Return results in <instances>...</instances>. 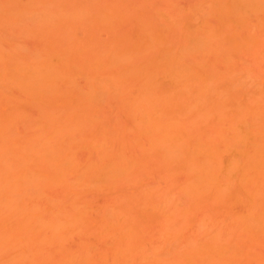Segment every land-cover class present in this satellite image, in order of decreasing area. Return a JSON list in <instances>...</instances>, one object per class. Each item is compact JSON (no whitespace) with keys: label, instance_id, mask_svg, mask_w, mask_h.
I'll return each instance as SVG.
<instances>
[{"label":"rangeland","instance_id":"374dc122","mask_svg":"<svg viewBox=\"0 0 264 264\" xmlns=\"http://www.w3.org/2000/svg\"><path fill=\"white\" fill-rule=\"evenodd\" d=\"M224 1L0 0L3 62L43 67L44 58L58 63L56 52L65 57L50 66L46 93L14 84L0 63V174L8 175L0 178V196L12 198L5 208L0 204V264H264V160L252 154L264 146V0ZM224 4L228 11L219 10ZM22 8L20 16L11 15ZM100 13L112 15L111 22L98 21ZM63 14L67 19L58 22ZM143 31L162 39L139 44ZM116 53L123 57L112 67L99 65ZM167 53L176 55L178 70L189 66L195 75L190 83L168 84L158 64ZM197 74L207 78L199 81ZM202 80L211 86L205 93H212L204 98L196 93ZM92 86L97 100L88 103ZM235 110L245 129L262 130L256 143L242 145L251 150V180L262 173L241 189L226 173L219 180L217 170L214 185L191 191L193 174L211 179L212 167L225 169L229 153L236 154L223 148L239 132ZM148 112L179 126L185 121L188 138L185 133L178 143L187 150L206 142L218 150V159L214 151L209 159L197 152L204 159L199 166H212L210 176L204 168V177L194 172L186 146L180 152L178 144L165 148V139L156 143L163 132L150 145L146 134L154 132L141 123ZM51 132L43 157L32 160L43 133ZM90 141L99 147L89 148ZM20 170L36 180L28 182ZM54 176L60 183L52 182ZM55 222L60 228L52 231Z\"/></svg>","mask_w":264,"mask_h":264},{"label":"bare ground","instance_id":"6f19581e","mask_svg":"<svg viewBox=\"0 0 264 264\" xmlns=\"http://www.w3.org/2000/svg\"><path fill=\"white\" fill-rule=\"evenodd\" d=\"M231 2L232 3V1L231 0H228V2ZM237 1V0H236ZM240 1H244V0H240ZM247 1H249V0H247ZM227 1L225 0L224 1V3L225 4H227L226 3ZM236 3H239V0L236 2ZM236 3H233V5H235ZM256 3V2H255ZM225 4L224 5H220V9L219 10H223V9H221V7L222 8H224L225 10L224 11H228L227 9H228V7L229 6H227L226 8L224 7L225 6ZM241 4H242V2H241ZM240 3H239V5H241ZM259 4V2H257V5ZM227 5H229V4H227ZM232 5V4H231ZM235 6H238V5H235ZM259 6V5H258ZM238 7H240V6H238ZM235 8L236 7H234V9H233V11L235 10ZM230 10V9H229ZM231 11V10H230ZM229 11V12H230ZM232 11V12H233ZM219 12V11H218ZM222 14H225V12H223V11H220ZM219 12V15L221 14ZM231 12V13H232ZM10 13H11V15L13 16V17H17V16H20V14L21 13H23V8L22 9H20V10H11L10 11ZM73 13V12H72ZM228 13V12H227ZM226 13V14H227ZM230 13V14H231ZM67 14V13H66ZM103 14V13H102ZM102 14L100 13L99 15H98V17H100L102 20H100V18H98L97 17V20L98 21H101V22H106L107 21V23H110L111 22V19L113 18L112 17V15H110V14H104L103 16H102ZM229 14V15H230ZM65 14H63V16H64ZM75 15V14H74ZM61 16V15H60ZM63 16H61V17H63ZM61 17L59 18V17H57V18H59L57 21L59 22V20L61 21V20H64V19H67V17L65 18V16H64V18H62L61 19ZM227 17L228 16H226V19H227ZM231 17V16H230ZM241 17H243V16H241ZM44 18H46V17H44ZM43 18V19H44ZM69 19V18H68ZM231 19V18H230ZM232 19H234L235 20V18H233L232 17ZM237 20H239V18H236ZM241 20H243V18H240ZM56 20V19H55ZM110 20V21H109ZM234 20H232V21H234ZM51 21V20H50ZM230 21V20H229ZM231 21V22H232ZM58 22H56V23H58ZM242 22V21H241ZM237 23H239V22H237ZM148 38L149 39H157V41H160L161 39H162V35L160 34V33H158V36L157 37H155V38H152V36H150L146 31H143L142 32V36H141V40H140V42H139V44H143V43H146L147 42V40H148ZM64 51H65V54H66V50L64 49ZM58 56V58H57V60H58V63H61V62H63L64 60H65V57L61 54V53H58V52H56V57ZM176 55H174V54H171V53H167L165 56H164V59H161V61H158V64L161 66V67H163V69H164V71L166 72V74H167V76H168V84H170L171 86H173V87H178V86H181V85H183V84H185L186 82H188V83H190L191 81H192V79L194 78V74L192 73V71H191V69L189 68V66L187 67V68H189V69H187L186 67H184V70H178L177 68L178 67H180V66H178V67H174V60H172L174 57H175ZM121 57H123L122 56V54H120V53H116L115 55H110L109 57H108V60L106 61V63H102V64H99L102 68H105V67H112V66H110V64L111 63H116L119 59H121ZM44 58V57H43ZM3 59H4V54H3V52H2V50H0V63L2 62L3 64H4V66H3V71L6 73L7 72V74L8 75H10L11 77H13V79H11V81L14 83V84H16L17 82H19V84L22 86V87H26V88H28L30 91H29V93L30 94H34L35 93V91L37 92L38 90H42L43 91V93H46V92H48V82L51 80V78H52V75H51V73H50V71H51V67L50 66H54L55 64H58L57 63V61H55V62H53L51 59H49V58H44L43 60H41L40 61V63H42L44 66L43 67H36V65L37 64H35V65H32L31 66V63H28V62H23V63H21V62H19L18 60H15L16 62H13V61H10V62H3ZM227 60H228V58H227ZM115 61V62H114ZM113 66H114V64H112ZM202 75L203 74H197V79L199 78V81H201L200 79L202 78ZM203 77H204V75H203ZM207 78V77H206ZM205 77H204V79L203 80H205L206 79ZM202 80V88L201 89H197V91L198 92H196L197 94H198V96H202V94H203V98H204V95H206V94H209V92L211 91L209 88H211V86L210 87H208L207 88V86H208V84H205L206 83V81H203ZM105 82H103V83H101V84H104ZM97 85V83H94V85ZM233 85V84H232ZM98 86H100L99 85V83H98ZM236 86H240V85H237V83H236ZM93 87V86H92ZM93 88H95V89H93ZM93 88H91V90H90V92H88V94L86 93L85 94V98H87L89 101H87V99H86V101L88 102V103H91V100H92V102H95L94 100H93V97H94V99L96 98V100H97V96H95V95H97V94H94L95 92H97L96 91V88H97V86L95 87H93ZM227 88L229 89V87L227 86ZM233 88H234V86H233ZM207 89H209L208 90V93H205L206 91L205 90H207ZM234 90V89H233ZM240 90V89H239ZM49 92H52V90H49ZM94 92V93H93ZM65 93H66V91H65ZM65 93H63V96H65L64 94ZM205 93V94H204ZM211 93V92H210ZM197 94H196V96H197ZM212 94V93H211ZM66 95H68V94H66ZM88 95V96H87ZM87 96V97H86ZM197 96V97H198ZM208 95H206L205 97H207ZM67 96L66 97H64V99H65V101L67 102ZM196 98V97H195ZM203 98H201L200 99V97H198L197 99H196V101L198 100V99H200V100H198L199 101V103L201 104V101L203 100ZM209 98V97H208ZM250 100V99H249ZM149 100H146V102H148ZM149 102H151V101H149ZM203 103H204V101H202ZM195 103V102H194ZM198 103V102H197ZM197 103H196V105H197ZM239 103V102H238ZM151 105H149V104H145L147 107H151L152 106V102L150 103ZM221 104V103H220ZM205 105V104H204ZM239 105L240 104H238V107H239ZM195 106V105H194ZM203 106V105H202ZM201 106V107H202ZM207 106V105H206ZM240 106H242V105H240ZM136 107V106H135ZM153 107V106H152ZM199 107H200V105H199ZM209 107V106H208ZM195 108H196V106H195ZM219 108H221V107H219ZM207 109V108H206ZM245 109V108H244ZM195 110V109H194ZM239 110V112H243V111H241L240 109H238ZM204 111V110H203ZM221 111V110H220ZM245 111V110H244ZM195 112V111H194ZM198 112V111H197ZM200 112H201V109H200ZM205 112V111H204ZM219 112V111H218ZM235 112V118H236V120L237 121H239L240 122V127H238V129H239V132H236L237 134H236V137L235 136H233L234 138H235V140H233V142H231V143H228L227 144V142L225 141V145L223 146V148H224V151H225V149L228 151H230L232 148V150H234V151H236V156L235 155H231V153H229V151H228V153L230 154V157L228 156V160H232V161H229V163H227V165H225V169L223 168V170H224V173H223V170L222 169H220L221 167H216V166H214V167H212L211 165L209 166V167H207V169H209V168H215L214 169V171H213V169L211 170V172H210V170L208 171L206 168H204L205 166H204V164L203 165H201L200 164V166H199V161L201 160V155H200V158H199V153L201 154V153H203V154H205L206 155V157H208V159L211 157V156H215L214 158L216 159H218L220 156H218V152H216V153H218L217 155L215 154V150L216 151H218L214 146L213 147H211V143L209 144L208 142H206L207 143V145H206V143H205V145H203L202 143V145L200 144V142H199V145L197 146L195 143H194V145L195 146H197V147H199L200 145H201V147L202 148H200L199 147V149H197V150H195V147H193L192 149L191 148H189L188 150H189V154H188V156H190V160H191V157H192V162L194 163L193 165H194V167L193 166H191V167H193V168H195V170H194V172H196V171H198V169H200L199 171L201 172L203 169L202 168H204V172L206 173V171H207V173H208V175H207V173H206V175L207 176H210V173H212L211 174V179L209 178V179H207L206 181H204L205 179H206V176L204 175V174H202L203 172H201V174H202V176L205 178V179H203L201 176H199V175H195V174H193L192 175V179L194 180L195 179V182L193 181V180H191L192 181V183H194L193 185H191L192 187H191V191H193V189L192 188H194V190H195V188L198 186V185H200V186H198L197 187V190L196 191H199L200 189H202L203 188V185L204 184H206V183H213V182H215L216 183V180H215V178H216V174L217 173H219V172H221L220 173V177L221 178H219V180H221V179H223V181H224V178L226 177V175H227V178H230V179H233V181H235V179H236V181L239 183V185H242V187H241V189L242 188H244V186H246L247 184H248V182H251V181H254V180H256L255 179V177H257V176H259L260 174H259V172H258V170L260 169H258L256 172H258L257 174H259V175H257V176H255L254 177V179L253 180H251L252 178H253V175L254 174H256V173H252L251 174V176H250V174H249V172L250 171H252V170H254V169H249L250 168V165H251V160L250 159H252V156H251V158H250V156H249V154L250 153H248V152H250V151H246V150H244L243 149V144L246 142V141H248L249 139H251V142H254V143H256V139H257V137H259V136H261L262 135V130L261 129H254V131L253 130H250V128H244L243 126H241V125H243V123L245 124V120L243 121V118H242V115L239 113V112H237L236 110L234 111ZM200 114V113H199ZM215 114V113H214ZM257 114V113H256ZM216 116H218L217 118H218V120H219V122H220V119H221V121L223 120V116L221 115V112H220V114L219 115H216ZM258 116V115H257ZM49 117V115H46V120H47V118ZM145 117V119H144V121L142 122L141 121V123L143 124L144 122V124H146V126H144V128H146L147 127V129L149 128L150 129V131L152 130L153 132H154V135L152 134V133H150L149 132V129H148V132L150 133V137L145 133L146 132V129L145 130H143L144 131V133L146 134V138H148V140L150 139V140H154V138H156L157 137V135H158V133H161V132H163V133H161V135L163 136V134H165L164 136H165V138H163L162 136V138L161 137H157V140H158V138H161L160 139V141L158 140V141H156V143H158L159 142V144H161L162 145V143H161V141H162V139H165L164 140V143L166 142V147L165 148H167L168 146H167V143H171V146L173 145L174 146V149H176V147H175V145L176 146H180V144L178 143L179 142V140L183 137V136H185L184 134L186 133H184V131H186V126L188 127L189 125H187L186 123H184V122H182L183 123V126H184V124L186 125L185 127H183L182 125L181 126H179V125H177L176 123H175V121L174 120H170V119H163V117H161V116H159L158 118H154L151 114H150V112H148L147 113V116H144ZM143 117V118H144ZM203 117H205V116H203ZM208 117V116H207ZM143 118L141 119V120H143ZM235 120V119H234ZM138 121V120H137ZM214 121V120H213ZM216 121V120H215ZM140 122V121H139ZM217 124H218V122H216ZM136 124H138L137 126H140L139 125V123H137L136 122ZM143 124V125H144ZM220 124V123H219ZM143 125H142V127H143ZM143 128V129H144ZM189 128L190 127H188V130H189ZM191 130V129H190ZM143 131H142V133H143ZM188 132V131H187ZM190 132V131H189ZM153 136H152V135ZM155 134H157V135H155ZM189 134V133H188ZM216 134H219V132H217ZM222 134V133H221ZM234 134V133H233ZM41 135H42V133H41ZM53 135V132H51V133H48V134H46V135H44V133H43V135H42V140L40 139L39 141H41V142H39L41 145H39L40 147H39V149H40V152L39 153H36L35 151H33L34 152V158H33V155L31 156L30 155V157H32L31 159L33 160L34 159V161H36V160H38V157L40 158L41 156L43 157V155H41L42 154V150H44V149H46V147H49V143L48 142H50L49 140L52 138L51 136ZM160 135V134H159ZM224 135H226V134H224ZM152 136V137H151ZM182 136V137H181ZM218 136V135H217ZM221 136V135H220ZM232 136V135H231ZM154 137V138H153ZM185 137H187V133H186V136ZM185 137H183V139L185 138ZM228 137V136H227ZM226 137V138H227ZM233 137L232 138H230V139H233ZM180 138V139H179ZM188 138V137H187ZM183 139H181V142L182 141H184ZM220 139V138H219ZM52 140V139H51ZM149 140V141H150ZM228 142H229V140H227ZM96 142H88V147L89 148H91V149H94L95 147H96V145L97 144H95ZM150 143V145L152 144H154V141H150L149 142ZM176 143V144H175ZM185 142H183V144H184ZM191 143V144H190ZM189 144H190V147H192L193 145V143H192V141L190 142ZM178 144V145H177ZM182 143H181V145L182 146H180V152L183 150V148L185 147L186 148V150H187V145L185 144V146L183 145ZM198 144V143H197ZM164 145V146H165ZM192 145V146H191ZM209 145V146H208ZM245 145V144H244ZM203 146H204V148H203ZM208 147V148H206V147ZM99 147V146H98ZM98 147H96V148H98ZM118 147V146H117ZM169 147H170V144H169ZM181 147H183V148H181ZM189 147V146H188ZM196 147V148H197ZM215 148L214 150L212 149V150H210L211 148ZM227 147V148H226ZM95 148V149H96ZM171 148V147H170ZM173 148V147H172ZM171 148V149H172ZM48 149V148H47ZM118 149H120V146H119V148ZM243 149V150H242ZM254 150H253V152H252V154H254V155H258V157L259 158H261L262 160H264V158H262V157H264V146H261V145H256L254 148H253ZM115 150V149H114ZM114 150H113V152H114ZM164 150H166V149H164ZM168 150V149H167ZM185 150V149H184ZM187 150V151H188ZM25 151H27V149L25 150ZM24 151V153H26ZM29 151H31V149L29 150ZM29 151H27V152H29ZM169 151H170V149H169ZM173 150H171V152H172ZM175 151V150H174ZM193 151H195L196 152V155L194 154L195 152H193ZM211 151H214L213 152V154L211 155ZM221 151V150H220ZM32 152V153H33ZM168 152V151H167ZM191 152H193V153H191ZM197 152H199V153H197ZM211 152V153H210ZM115 153L117 154V151H115ZM114 153V154H115ZM185 153H186V151H185ZM223 153V152H222ZM172 154V153H171ZM170 154V155H171ZM179 154V153H178ZM181 154H183V153H181ZM211 156H210V155ZM35 155H38V156H35ZM39 155H41V156H39ZM119 155V154H118ZM194 157H193V156ZM198 155V156H197ZM205 155L203 156V158H206L205 157ZM251 155V154H250ZM260 156H262V157H260ZM37 157V158H36ZM178 157V156H177ZM211 158V160H213L214 158ZM231 157H232V159H231ZM244 157L245 158H247V159H244ZM255 157V156H254ZM196 158H197V160L198 161H196ZM258 158V159H259ZM188 159V160H189ZM194 159H195V161H194ZM207 159V160H208ZM261 159H260V161H261ZM55 160V159H54ZM119 160V159H118ZM118 160H116L117 161V163H115V164H117V167H119V164L118 163H122V161L121 160H119L120 162H118ZM202 160H204V159H202ZM201 160V161H202ZM206 160V159H205ZM206 160V161H207ZM242 161V163H239V161ZM115 161V162H116ZM205 161V162H206ZM210 161V160H209ZM214 161H218V160H214ZM240 161V162H241ZM254 161H256V158H255V160ZM259 161V160H258ZM257 161V162H258ZM7 162V161H6ZM203 162V161H202ZM212 162V161H211ZM190 164H192L191 162H189ZM198 163V165H196L195 166V164H197ZM201 163V162H200ZM214 163V162H213ZM246 163H247V165H246ZM4 164V163H3ZM7 164V163H6ZM6 164L4 165V166H6ZM115 164H113V166L115 165ZM124 164V163H123ZM216 164V163H215ZM256 164V163H255ZM258 164V163H257ZM217 166H218V164H216ZM239 165H240V167H239ZM0 166H1V164H0ZM28 166V165H27ZM27 166L25 167V169L27 168ZM112 166V167H113ZM121 166V165H120ZM198 166V167H197ZM201 166H203V167H201ZM220 166V165H219ZM252 166L254 167V165H253V163H252ZM122 167V166H121ZM124 167V166H123ZM224 167V166H223ZM228 167V171H231V172H233V174L232 173H230V174H228V172H226L227 171V168ZM247 167H249V168H247ZM115 167H113V169H114ZM218 168V169H217ZM257 168H258V166H257ZM24 169V168H23ZM24 169V170H25ZM197 169V170H196ZM255 169H256V166H255ZM27 170H29V168L27 169ZM27 170H25L24 172H25V174L27 173L26 171ZM94 170V169H93ZM92 170V171H93ZM117 169H115V170H113V172H115ZM190 170H191V168H190ZM217 170H220L219 172L217 171ZM222 170V171H221ZM235 170V171H234ZM262 170H264V169H262ZM21 171V170H20ZM23 171V170H22ZM21 171V175L20 176H22L24 173ZM198 171V172H199ZM213 171V172H212ZM249 171V172H248ZM260 171H261V169H260ZM190 172V174H192L191 172L192 171H189ZM193 172V173H194ZM198 172H197V174H198ZM200 172H199V174H200ZM210 172V173H209ZM13 173V172H12ZM17 173V172H16ZM15 173V174H16ZM117 173V176H118V174H119V172H116ZM225 173H226V175H225ZM1 174H2V172H1ZM1 174H0V178H5L6 179V177H8V175L7 176H1ZM24 174V175H25ZM115 174V173H114ZM213 174H214V176H215V178H213L214 176H213ZM221 174H222V176L224 177H222L221 176ZM232 174V176L230 177V175ZM12 175V174H11ZM18 175V174H17ZM30 175H32V174H29V176ZM228 175H229V177H228ZM197 176L199 177V178H201L202 179V181L201 180H199V178L198 179H196L197 178ZM217 176H219V174H217ZM250 176V177H249ZM25 177H27V179L29 178L28 177V175L26 176L25 175ZM24 177V178H25ZM31 177V176H30ZM33 177L34 178H36L34 175H33ZM42 177H44V176H42ZM115 177V176H114ZM16 178V177H15ZM18 178L20 179H23L22 177H19L18 176ZM53 178V181L52 182H55L54 180L56 179V180H59L58 178H60V176H54V177H52ZM4 179V181L6 182V183H9V180H10V177H9V180H8V178H7V180H8V182H7V180H5ZM12 179V178H11ZM20 179V181L23 183V186L25 185L24 183H25V179H23V181ZM30 180H32L33 182H34V180H36V179H32V177L31 178H29ZM28 179V182L30 181ZM217 179V178H216ZM2 179H0V182L2 183L3 182V180L1 181ZM14 180V179H13ZM60 180H61V178H60ZM211 180H212V182H211ZM214 180V181H213ZM16 181V180H15ZM19 181V182H20ZM31 181V182H32ZM20 182V183H21ZM27 182V183H28ZM51 182V181H50ZM199 182H200V184H199ZM201 182H204V183H201ZM1 183H0V185H1ZM5 183V184H6ZM15 184H16V182H14ZM55 183H60V181H58V182H55ZM215 183H213V185L215 184ZM219 183V182H218ZM14 184V185H15ZM191 184V183H190ZM8 186H9V184H7ZM13 185V186H14ZM18 185V184H17ZM202 185V186H201ZM209 185V184H208ZM211 185V184H210ZM209 185V186H210ZM212 185V186H213ZM12 186V187H13ZM19 186V185H18ZM206 186V185H205ZM211 186V187H212ZM3 187V186H2ZM11 187V188H12ZM200 187V188H199ZM226 187V186H225ZM1 188V187H0ZM19 188L20 189H24V188H22V186L20 187L19 186ZM198 188H199V190H198ZM212 188H216V187H212ZM10 189V188H9ZM11 191H12V189H10ZM17 190V189H16ZM203 190V189H202ZM220 190V189H219ZM235 190V189H234ZM8 191V190H7ZM238 191H239V189H238ZM2 192H3V190H2ZM195 192V191H194ZM219 192V191H218ZM233 192V191H232ZM236 192V191H235ZM240 192H242L241 190L239 191V193ZM4 193V192H3ZM12 193V192H11ZM10 193V194H11ZM220 193V192H219ZM0 195H1V193H0ZM1 198H0V204L5 208V205L6 206H8V202H10L11 201V199H10V201H9V199H3L2 201H1V199H2V196H0ZM4 201L6 202V203H4ZM3 204H5V205H3ZM0 205V207L3 209V207ZM260 214L261 213H259V215H257V216H260ZM262 215H264V214H261V216ZM261 216L260 217H258V219H260L261 218ZM262 217H264V216H262ZM258 219H256V221H258ZM262 219H264V218H262ZM261 219V221L262 222H264V220H262ZM260 221V222H261ZM260 222H258L259 224H260ZM261 222V223H262ZM57 222H55L54 224L53 223H51V225H49V229H51L52 231H56L57 229H59L60 228V224L59 223H57V224H59L57 227H56V224ZM257 223V224H258ZM66 225V224H65ZM66 227H68V225H66ZM261 227V226H260ZM57 228V229H56ZM262 228V227H261ZM56 229V230H55Z\"/></svg>","mask_w":264,"mask_h":264}]
</instances>
